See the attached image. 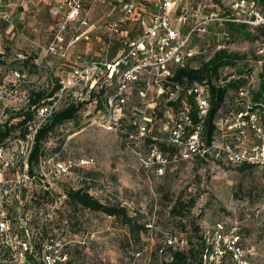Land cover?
I'll list each match as a JSON object with an SVG mask.
<instances>
[{
  "label": "rangeland",
  "instance_id": "obj_1",
  "mask_svg": "<svg viewBox=\"0 0 264 264\" xmlns=\"http://www.w3.org/2000/svg\"><path fill=\"white\" fill-rule=\"evenodd\" d=\"M101 3L102 0H97L94 13L98 8L103 9ZM92 6L90 0L85 1L89 16ZM52 7L44 3L38 10L27 0H0V52L8 51L6 64L0 63V122L8 117V109L18 110L28 103L31 87H47L53 75L61 79L64 89L54 103L56 107L70 99L88 101L77 122L68 121L62 125L47 145L51 149L62 147L76 158L94 156L93 170L133 197L139 210L133 213V225L122 218H102L95 212L94 231L97 234L92 255L85 259V264H158L163 232L171 233L178 240H186L188 236L179 219L170 215L172 200L179 195H198L193 213L199 218L203 231L212 230L220 221L228 226L236 223L242 237L240 261L264 264V168L241 169L240 165L229 166L212 156L205 163L199 161L198 155H202L203 149L197 143L194 145L196 150L193 149L183 124L180 153L168 157L160 171V162L152 154L153 145L148 137L171 141L181 111L170 107L167 101L176 98L177 94H170V90L164 94L149 90L142 97L136 91L130 95L122 113H114L116 117L122 116L120 124L111 125L106 96L100 107L99 99L90 95L92 83L87 81L85 72L90 61L101 59L110 49L106 29L109 20L106 16L104 21L94 24L90 17V27L72 23L62 32L64 40L59 42L56 34L63 23L66 6L55 14L50 11ZM214 31L218 33H207L198 38L197 43L202 44L205 37L227 39L223 28ZM119 48L120 43L110 49L109 60L118 54ZM229 50L244 55V61L248 63L245 73L248 93L238 96L233 92V97L228 99V106L233 105L234 125L237 121L235 111L253 103L256 92L263 85L264 40L234 33ZM26 54L36 55L40 68V72L32 77L20 76L13 63L16 56L23 58ZM104 85L102 82L93 89L99 91ZM45 116L38 114L37 121H42ZM142 126L146 127L144 134ZM225 138L233 140V145L242 140L235 126L233 136ZM243 140L245 143L257 140L252 128H246ZM147 214L155 222L154 230L147 227ZM137 251L143 252L140 259L136 258ZM227 262L235 264L237 258L233 255L232 261V255L228 254Z\"/></svg>",
  "mask_w": 264,
  "mask_h": 264
},
{
  "label": "built area",
  "instance_id": "obj_2",
  "mask_svg": "<svg viewBox=\"0 0 264 264\" xmlns=\"http://www.w3.org/2000/svg\"><path fill=\"white\" fill-rule=\"evenodd\" d=\"M85 1L65 0L61 4V7L66 6V12L56 34L59 42L64 40L62 32L72 23L91 26ZM102 3L110 9L107 47L116 40L121 43V48L110 60L109 54H105L101 59L90 61L85 72L87 81L92 83L90 90L118 77L116 91L107 105L108 121L114 126H118L122 118L114 113H122L132 93L138 91L145 97L149 90L158 94L170 90V94H177L181 87L176 85L177 92L173 91L176 68L192 65L197 58L209 60L223 46L225 37H205L199 44L197 39L201 36L217 34L216 28H223V35L228 36L224 26L233 22L264 27V5L259 0H102ZM117 12L120 15L116 16ZM132 21H139L135 30L140 33L134 36L128 27ZM245 87L240 88L241 95L248 93ZM188 90L195 95L203 121L211 103L209 85L194 82ZM261 98L264 109V87ZM54 107L55 104L41 108L39 115L47 116ZM248 114V111L237 113L234 125L233 114L217 120L223 138L219 145L226 152V158L234 163L248 162L264 167V126L259 124L254 113L246 120ZM42 121L31 126L32 130L25 138H15L8 145H0V264H85V259L92 255L97 234L94 231L95 211L76 203L72 193L80 190L102 204L126 210L131 217L139 208L133 197L93 170L94 156L76 158L61 148L33 160L36 131ZM191 122L186 106L176 123L171 142L181 145L183 124L191 125ZM233 126L242 138L235 145L233 140L225 138L233 136ZM246 128H252L257 138L255 142L243 140ZM141 130L144 134L146 127L142 126ZM188 141L194 150L195 143L202 146L199 131ZM152 154L162 164L159 168L162 171L167 158L157 147L153 148ZM97 213L102 218H119L115 214ZM147 227L150 230L156 228L150 216ZM163 237L161 254L168 246H187V240H178L167 231L163 232ZM205 238L207 249L202 264H229L228 254L232 255V261L233 255L237 258L235 264H243L238 258L242 237L236 223L228 226L224 221L217 222L212 230H205ZM142 256V251L136 252V258Z\"/></svg>",
  "mask_w": 264,
  "mask_h": 264
},
{
  "label": "trees",
  "instance_id": "obj_3",
  "mask_svg": "<svg viewBox=\"0 0 264 264\" xmlns=\"http://www.w3.org/2000/svg\"><path fill=\"white\" fill-rule=\"evenodd\" d=\"M4 1L8 2V0ZM259 1L264 5V0ZM138 22L139 21H132L128 25L130 31H136L135 28ZM224 28L228 32V37L223 41L221 49L209 60L197 58L192 65H184L176 68L173 78V91L177 90L176 85H180L181 89L179 92L176 91V98L168 99L167 104L181 111V113L187 106L188 114L192 122L191 125L185 124L186 138L188 139L193 133L199 131L202 142L200 148L204 151L206 150L204 155H198L199 161L205 163L206 159L212 156L221 163L229 166L240 165L241 169L256 168V165L248 162L234 163L226 158V152L222 150L219 145L223 138L222 132L218 128L216 122L222 116H231L233 114V105L232 107L228 106V99L231 96L233 97V92L240 96V88L245 87L247 82L245 73L248 71V63L244 61L245 56L229 50V46L233 45V34H246L252 39L261 38L264 40V27H252L245 23L233 22V24H225ZM119 43V41H113L110 49H113V47ZM110 49H108V53L106 51L105 54L110 55ZM6 53H8L7 49L4 53L0 52V63L2 65H5L7 62L5 58ZM109 55L108 58L110 57ZM36 58V55L27 54L23 58L19 57V55L16 56L13 63L16 65V69L19 71L20 76L27 74L29 77H32L40 72ZM117 82L118 77L115 76L112 81L106 82L102 87L99 86L102 88L101 90L92 89L89 91L92 97H97L99 99L100 107L103 106L102 99L105 96L106 106L108 105L109 98L116 91ZM194 82H207L211 92L210 108L203 121L196 106L195 95L188 90L190 85ZM263 87L264 82L260 90L256 92L254 96L255 101L251 103V105H246L245 109L235 111L237 113L248 111L249 114H256L259 124L262 126H264V109L261 106ZM62 88L63 83L61 79L54 75L47 87L38 85L31 87L28 93V103L18 110L12 111L8 109V117L0 122V145H8L9 141L15 138H25L27 134L31 132V126L37 123L40 109L53 105L58 99L59 92ZM87 103L88 101L85 100L70 99L68 101L66 100L61 106L54 107L51 110L37 128L36 142L32 152L33 160L46 154V152L60 150L62 148L56 147L51 149L47 144L50 142L52 135H54L66 122H77L80 111ZM249 114L245 116L246 120H248ZM131 126L134 127L133 124ZM228 140H230V138H228ZM148 141L153 145V148L157 147L166 158H173L178 155L181 150V145L171 141H161V139H155L152 136L148 137ZM161 165L160 163V166ZM72 198L76 203L90 207L95 212L101 211L111 215L115 214L119 218H122L127 224H134V217H130L126 210L102 204L97 199L92 198L90 195L80 190L74 191L72 193ZM197 200L198 195H190L188 197L179 195L172 200L170 215L173 218L179 219V224L187 233V246L172 245L168 246L164 253L161 254L158 252L160 256L158 264H202L203 254L207 249V243L205 231H203L200 226L199 218L193 213L197 205Z\"/></svg>",
  "mask_w": 264,
  "mask_h": 264
},
{
  "label": "crops",
  "instance_id": "obj_4",
  "mask_svg": "<svg viewBox=\"0 0 264 264\" xmlns=\"http://www.w3.org/2000/svg\"><path fill=\"white\" fill-rule=\"evenodd\" d=\"M64 1L65 0H27V2L31 4V6H34V8H38V10H40L41 5L44 3L50 4L51 6H54V7L50 8V11L54 14L57 12L58 13L60 12L61 8H63V7H61V4L64 3ZM90 1L93 4L92 8L90 9V17L94 19V24H99L101 21H104V18L106 16H107V18H105V19H109L110 9L108 10V7H106V5L104 3L103 4L101 3V5L103 6L102 8L105 11L103 9L98 8L99 10H97L96 13H94V9L96 10V7L94 5H97L98 3L96 4L97 0H90ZM42 2H44V3H42ZM53 3L55 5H53ZM115 14L117 16L120 13L117 12ZM138 33H140V32L138 31V29H136V31H134L132 33V35L134 36V35H137ZM119 52H120V50H119Z\"/></svg>",
  "mask_w": 264,
  "mask_h": 264
}]
</instances>
